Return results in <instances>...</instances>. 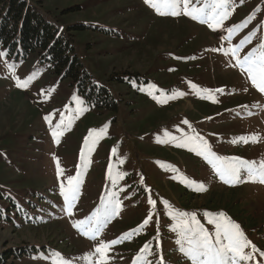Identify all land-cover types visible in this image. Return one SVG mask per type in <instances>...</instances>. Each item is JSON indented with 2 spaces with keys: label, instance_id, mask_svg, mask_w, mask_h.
Listing matches in <instances>:
<instances>
[{
  "label": "rangeland",
  "instance_id": "374dc122",
  "mask_svg": "<svg viewBox=\"0 0 264 264\" xmlns=\"http://www.w3.org/2000/svg\"><path fill=\"white\" fill-rule=\"evenodd\" d=\"M29 1L62 29L84 26L76 33L81 61L120 106L98 108L38 53L23 59L0 46L8 53L0 59V205L7 215L0 220V251L26 244L34 251L7 263L98 264L95 248L120 239L107 250V264H133L137 256L158 264L160 255L163 264H190L178 251L175 221L167 215L180 210L195 212L209 231L213 226L204 214L223 212L257 249L242 264H264V184H225L189 150L194 145L177 146L181 138L198 134L219 156L264 160V94L229 65L235 64L230 54L212 51L232 47L252 32L241 56L264 43V0H231L223 29L251 20L231 41L221 39L223 29L212 30L187 15H158L145 0ZM194 5L191 0L189 9ZM5 60L17 65L15 75ZM34 68L39 77L26 89L18 87L16 77L23 82ZM61 118L71 124L57 128ZM53 131L59 132L58 143ZM252 136L256 142L232 143ZM75 176L81 186L69 215L60 184ZM189 180L203 182L207 191L187 187ZM112 193L120 201L119 214L92 240L74 222L90 216ZM149 215L142 231L123 239ZM146 244L151 256L141 253Z\"/></svg>",
  "mask_w": 264,
  "mask_h": 264
},
{
  "label": "snow or ice",
  "instance_id": "6c2138e0",
  "mask_svg": "<svg viewBox=\"0 0 264 264\" xmlns=\"http://www.w3.org/2000/svg\"><path fill=\"white\" fill-rule=\"evenodd\" d=\"M158 15H171L178 16L181 14L189 16L193 20H197L200 23L206 24L210 29L217 30L223 29V23L230 17L232 11L231 0H195V5L189 9L188 5L191 0H145ZM254 19V17H252ZM251 20L242 22L239 25H232L223 31L226 35H222V40L231 41L235 35L246 27L247 23ZM256 33H249L248 36L241 39L237 44L224 49H212V51H222L226 56L230 54L235 59V64L229 61V65L238 68L243 74H246L247 79L250 80L251 85L254 86L260 93L264 94V43L258 47L251 48L247 53L241 56V52L248 44L251 43ZM8 56L7 51H0V59ZM8 71L15 75L17 65L5 60ZM38 68H34L33 72L29 73L26 78L21 82L20 77H16V83L18 87L28 88L31 83L34 82L40 75ZM196 87V86H192ZM50 89L49 91H52ZM247 90V89H245ZM43 91V90H41ZM204 92H209L207 89H203ZM222 91V90H218ZM48 119V117H45ZM187 123V121H185ZM71 124L69 120L68 125ZM64 124V119L61 118L57 128L61 126L67 127ZM54 138H57L59 132L53 131ZM176 137L173 140L176 141ZM249 139L252 142H256L257 138L252 137H239L232 141V143H248ZM190 151L194 152L197 156L202 157L208 165L211 166L215 176L219 178L225 184L236 185L242 182L251 181L264 184V160L257 163L256 161H247L239 157H224L219 156L212 151L211 146L207 143L203 137L198 134L187 135L181 138L180 142H177L178 147H188ZM87 146V145H86ZM81 159H84L82 154ZM57 164V175H63L62 170L59 167V160ZM111 172V170H110ZM242 173L245 180L241 179ZM111 178V177H110ZM193 185H197L193 187ZM81 181L79 176L68 177L66 185L64 182L60 184L59 194L63 197L66 211L69 215L72 214V210L76 204L77 196ZM187 187L193 188L194 191L203 192L207 191V186L203 182H196L189 180L186 184ZM148 203L155 206L156 201L149 197ZM166 208L169 206L168 201L163 202ZM120 201L116 199V193L101 202L100 207L96 208L90 216L84 220H77L74 222V227L81 231L85 236H89L90 239L96 240L100 235L102 229L106 224L115 216L119 214ZM170 219L175 221L172 226V231L177 235L176 244L178 245V251L182 253L189 261L190 264H242L253 259V252L257 249L251 244V241L247 239L239 224L233 222L223 212L220 213H205L207 217V223L213 226V230L209 231L199 219L195 212L188 213L185 211L175 210L173 212H167ZM151 215H149L143 223L138 226V229L132 230L123 235V239H129L137 231H142L145 226L151 221ZM122 242L120 239L113 240L109 243H100L95 248V253L100 255L98 264H107L108 257L106 255L107 250L112 245ZM251 247L252 252L245 253V249ZM142 254L147 256L152 255L151 246L145 245L141 250ZM89 255H92L91 253ZM264 256V252L260 253ZM61 264H68L66 261H62ZM133 264H152L147 259H142L141 256L133 261ZM158 264H163V257L160 255Z\"/></svg>",
  "mask_w": 264,
  "mask_h": 264
},
{
  "label": "trees",
  "instance_id": "16d2710c",
  "mask_svg": "<svg viewBox=\"0 0 264 264\" xmlns=\"http://www.w3.org/2000/svg\"><path fill=\"white\" fill-rule=\"evenodd\" d=\"M83 28L75 25L62 29L47 12L29 0H0V46L23 59L38 53L41 62L47 63L54 72L70 76L87 101L94 102L98 108L117 111L120 100L107 84L95 80L78 54L76 33ZM6 217L0 205V220ZM32 248L26 244L0 251V264L32 254Z\"/></svg>",
  "mask_w": 264,
  "mask_h": 264
}]
</instances>
